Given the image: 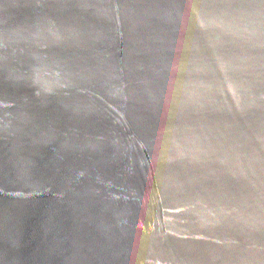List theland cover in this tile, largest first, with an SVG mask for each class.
<instances>
[{
	"label": "water",
	"instance_id": "1",
	"mask_svg": "<svg viewBox=\"0 0 264 264\" xmlns=\"http://www.w3.org/2000/svg\"><path fill=\"white\" fill-rule=\"evenodd\" d=\"M0 264H264V0H0Z\"/></svg>",
	"mask_w": 264,
	"mask_h": 264
}]
</instances>
